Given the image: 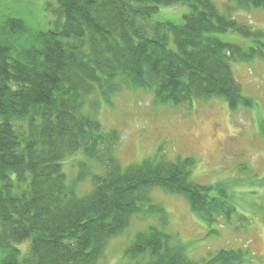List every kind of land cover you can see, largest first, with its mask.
<instances>
[{
	"label": "trees",
	"instance_id": "trees-1",
	"mask_svg": "<svg viewBox=\"0 0 264 264\" xmlns=\"http://www.w3.org/2000/svg\"><path fill=\"white\" fill-rule=\"evenodd\" d=\"M25 1H0V264H101L108 241L133 217L162 218L151 201L155 188L184 196L207 232L217 233L213 226L237 212L233 189L192 181V157L122 167L114 156L118 131L103 130L94 113L100 98L108 102L129 84L162 104L219 97L232 111L251 107L232 63L261 56L262 33L231 13L264 10V0H228L233 5L223 10L214 0H45L36 14ZM176 6L177 17L163 10ZM258 123L264 137V119ZM76 153L102 172L79 163L68 182L63 160ZM88 176L91 189L78 195L75 185ZM25 241L22 253L17 244ZM125 257L135 264H243L251 253L219 248L194 260L149 226Z\"/></svg>",
	"mask_w": 264,
	"mask_h": 264
},
{
	"label": "rangeland",
	"instance_id": "rangeland-1",
	"mask_svg": "<svg viewBox=\"0 0 264 264\" xmlns=\"http://www.w3.org/2000/svg\"><path fill=\"white\" fill-rule=\"evenodd\" d=\"M44 1L26 0L24 5H31L30 10L36 14L35 9L41 10ZM214 1L221 10L230 4L228 0ZM163 10L178 16L182 8ZM231 14L260 31L264 44V10L233 8ZM232 69L242 93L253 99L251 107L239 106L232 111L219 97L162 104L151 91L131 84L112 93L108 102L98 97L100 103L94 114L103 130L118 131L114 156L122 167L154 156L165 160L192 157L196 162L191 180L204 185L226 183L233 189L237 210L229 221L220 220L213 226L217 233H208L209 228L198 220L184 196L152 189V204L162 209V218L154 214L133 217L121 234L108 241L101 264H135L125 257V250L134 236L149 226L171 235L173 244H182L194 260L208 257L219 248H242L251 253L243 264H264V137L258 123L264 119V50L250 61L233 62ZM85 108L90 110L88 105ZM79 163L92 174L103 170L82 153L72 154L63 160L68 182L78 174ZM90 189L89 176L75 185L78 195ZM17 246L24 253L28 241Z\"/></svg>",
	"mask_w": 264,
	"mask_h": 264
}]
</instances>
